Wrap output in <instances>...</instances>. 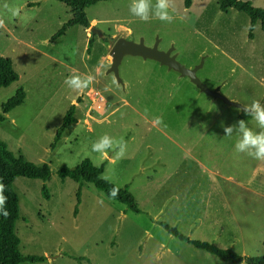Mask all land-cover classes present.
<instances>
[{"label":"rangeland","instance_id":"rangeland-1","mask_svg":"<svg viewBox=\"0 0 264 264\" xmlns=\"http://www.w3.org/2000/svg\"><path fill=\"white\" fill-rule=\"evenodd\" d=\"M248 1L264 7V0ZM131 2L101 1L86 8L101 37L76 25L52 39L72 16L67 5L0 0V57L10 58L19 76L0 88V106L18 88L26 93L0 122V139L15 155L50 169L45 181L17 177L13 182L20 252L46 257L22 264H246L198 249L159 222L243 256L263 253L264 161L238 153L237 134L227 137L223 131L239 119L259 131L255 121L152 59L125 55L118 70L123 84L118 83L106 72L111 56L103 55L97 41L106 35L111 48L114 34L135 42L142 38L160 51L172 49L185 67L201 63L196 75L209 89L242 106L252 100L264 104L261 23L249 38V17L235 9L221 11L217 0H192L189 8L184 0H173V22H144L130 13ZM76 74L93 76V83L70 89L65 79ZM71 104L77 122L55 143ZM104 134L123 139V158L112 150L106 156L92 151ZM86 158L104 164L103 178L129 187L140 213L86 181L78 201L79 182L61 180L57 172Z\"/></svg>","mask_w":264,"mask_h":264},{"label":"trees","instance_id":"trees-1","mask_svg":"<svg viewBox=\"0 0 264 264\" xmlns=\"http://www.w3.org/2000/svg\"><path fill=\"white\" fill-rule=\"evenodd\" d=\"M67 5L72 13L71 18L63 24V26L52 37L55 39L62 36L66 30L73 26H82L87 29L90 27V20L87 17L86 8L95 5L101 1L110 0H58ZM192 0H184V6L189 8ZM218 7L221 11L235 9L245 13L250 19L249 38H253V30L257 22L261 23V28L264 31V7H256L248 0H217ZM108 40V37H104ZM89 41V46L91 45ZM19 79L17 72L13 67L12 60L7 57H0V88L7 87ZM26 93L22 88H18L15 94L0 106V122L6 119V114L15 107L21 105L25 99ZM76 105L71 104L65 112L62 122L56 131L55 143L60 140L62 133L72 128L77 122ZM104 164L96 166L93 162L86 158L74 167L62 166L58 170V176L61 180L71 178L79 182L77 189V199L79 201L82 181L90 182L95 188L102 191L108 198L118 201L126 205L131 211L140 213L135 198L128 186H119L102 177ZM50 176V169L46 163L35 164L23 158L22 155H15L8 149L7 144L0 139V183L5 186L4 195L7 197L5 205L9 212L7 217L0 215V264H22L24 262L37 263L46 260L44 255H23L20 252V239L16 233L15 225L19 219V202L18 197L13 189V182L17 177L39 178L45 181ZM113 188L118 189V194L115 197L110 196ZM43 195L46 199L49 198V193L45 187H42ZM159 224L170 234L184 240L198 249L207 251L215 255L219 259L231 262L246 264H264V241L263 253L260 256L250 257L243 256L231 249H222L212 243L200 240H193L181 233L175 226H171L166 222Z\"/></svg>","mask_w":264,"mask_h":264},{"label":"clouds","instance_id":"clouds-1","mask_svg":"<svg viewBox=\"0 0 264 264\" xmlns=\"http://www.w3.org/2000/svg\"><path fill=\"white\" fill-rule=\"evenodd\" d=\"M173 0H156L155 10H153L151 0H132L130 13L138 17L141 21L148 22L150 18H157L168 23L173 22L175 17L170 14L169 9L173 8ZM2 24V21H0ZM94 77L91 75L81 76L80 74L70 75L65 79V84L74 91H80L89 87L93 83ZM245 116L255 121L259 131H254L248 126L245 119H239L233 125L223 127L224 136L230 137L235 132L238 139L235 143V150L238 153H246L253 159L264 161V104L259 100H252L251 104L239 108ZM157 122H160L157 118ZM127 145L123 139H115L108 134H104L92 143V151L107 155L109 150L115 152L116 158H123ZM5 186L0 183V215H9L5 205L7 197L4 195ZM118 189L113 188L110 196L115 197Z\"/></svg>","mask_w":264,"mask_h":264},{"label":"water","instance_id":"water-1","mask_svg":"<svg viewBox=\"0 0 264 264\" xmlns=\"http://www.w3.org/2000/svg\"><path fill=\"white\" fill-rule=\"evenodd\" d=\"M91 34L102 36V33L94 26L89 27ZM109 55L111 56L110 66L107 69V73H113L118 83H122L119 78V65L125 55L140 56L144 59H152L159 62L161 65L166 66L168 69H172L178 72L183 77H188L190 81L201 91L207 95L216 99H221L225 103L241 108L242 105L238 102L231 101L222 96L217 89H209L196 75L197 70L201 67V63L195 65L192 68L185 67L176 59V55L172 53V49L167 51H160L157 45L147 46L144 44L143 39L135 42L123 37H118L111 46ZM123 84V83H122Z\"/></svg>","mask_w":264,"mask_h":264},{"label":"crops","instance_id":"crops-1","mask_svg":"<svg viewBox=\"0 0 264 264\" xmlns=\"http://www.w3.org/2000/svg\"><path fill=\"white\" fill-rule=\"evenodd\" d=\"M90 20V19H89ZM97 23V21L95 20V19H92V20H90V26H93V25H95ZM125 29H127L126 31L128 32V33H130L131 31H130V29H128V28H126L125 27ZM124 29V30H125ZM99 37H101V36H99ZM104 37H106V35L104 36ZM104 37L101 39V38H98V43L104 48V50L106 51L105 52V54H103V55H109V52H110V38L108 37V40H104ZM112 38H115V37H119V36H116V35H112L111 36ZM91 39H92V36L89 34V35H87V40L88 41H91ZM92 41H93V39H92ZM106 58V56H104V59ZM110 66V65H109ZM94 100H96L95 98H93ZM101 99H103L102 97H101ZM232 106V105H231Z\"/></svg>","mask_w":264,"mask_h":264}]
</instances>
